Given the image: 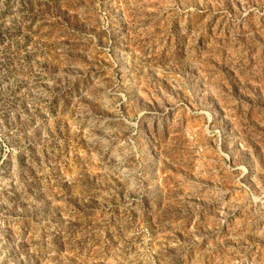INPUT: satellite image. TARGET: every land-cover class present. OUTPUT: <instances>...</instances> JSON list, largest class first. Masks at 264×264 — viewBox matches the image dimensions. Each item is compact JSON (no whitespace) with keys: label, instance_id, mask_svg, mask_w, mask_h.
Instances as JSON below:
<instances>
[{"label":"rangeland","instance_id":"rangeland-1","mask_svg":"<svg viewBox=\"0 0 264 264\" xmlns=\"http://www.w3.org/2000/svg\"><path fill=\"white\" fill-rule=\"evenodd\" d=\"M0 264H264V0H0Z\"/></svg>","mask_w":264,"mask_h":264}]
</instances>
